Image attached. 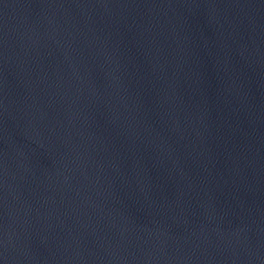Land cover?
Listing matches in <instances>:
<instances>
[{"label":"water","instance_id":"obj_1","mask_svg":"<svg viewBox=\"0 0 264 264\" xmlns=\"http://www.w3.org/2000/svg\"><path fill=\"white\" fill-rule=\"evenodd\" d=\"M0 264H264V0H0Z\"/></svg>","mask_w":264,"mask_h":264}]
</instances>
